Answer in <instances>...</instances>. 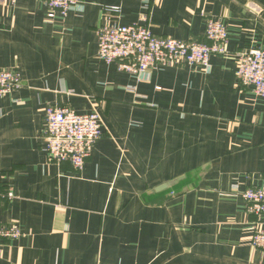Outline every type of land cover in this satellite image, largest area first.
<instances>
[{
    "label": "crops",
    "instance_id": "1",
    "mask_svg": "<svg viewBox=\"0 0 264 264\" xmlns=\"http://www.w3.org/2000/svg\"><path fill=\"white\" fill-rule=\"evenodd\" d=\"M82 3L48 21L38 0L0 2V68L22 78L0 96V179L16 194L0 226L23 232L0 246V264H264L250 244L264 218L241 194L264 178V96L237 75V52L264 50V0ZM113 5L123 24L148 15L156 35L188 42H207L211 16L228 27V53L207 69L121 72L98 57ZM49 104L101 115L82 169L50 159Z\"/></svg>",
    "mask_w": 264,
    "mask_h": 264
},
{
    "label": "built area",
    "instance_id": "2",
    "mask_svg": "<svg viewBox=\"0 0 264 264\" xmlns=\"http://www.w3.org/2000/svg\"><path fill=\"white\" fill-rule=\"evenodd\" d=\"M16 0H11L15 2ZM47 8V20L57 15L66 18L71 11L81 10L82 0H38ZM2 2V0H0ZM148 7V5H147ZM98 57L114 63L121 72L140 77L150 68H166L186 63L207 69L212 55H227L230 33L225 23L211 16L206 19L207 42L183 41L156 35L144 15L140 23L123 24L120 6H104L103 20L97 28ZM239 82L252 85L264 96V50L253 46L237 52ZM22 84L20 72L0 68V96H6ZM47 152L54 162H70L82 169L96 142L105 132L101 115L94 110L79 113L68 105L49 104L44 118ZM249 214L264 218V178L259 186L241 192ZM16 198L12 188L3 190L0 179V207ZM23 235L17 223L0 226V246ZM250 244L264 250V229L253 233Z\"/></svg>",
    "mask_w": 264,
    "mask_h": 264
},
{
    "label": "water",
    "instance_id": "3",
    "mask_svg": "<svg viewBox=\"0 0 264 264\" xmlns=\"http://www.w3.org/2000/svg\"><path fill=\"white\" fill-rule=\"evenodd\" d=\"M169 183H171V182H169ZM170 184H167V186H165V187H168Z\"/></svg>",
    "mask_w": 264,
    "mask_h": 264
}]
</instances>
